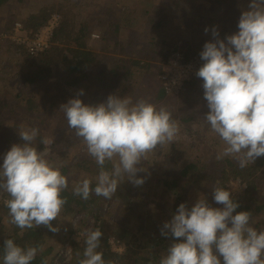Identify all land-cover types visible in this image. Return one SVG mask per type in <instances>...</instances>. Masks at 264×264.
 I'll list each match as a JSON object with an SVG mask.
<instances>
[{
    "label": "clouds",
    "instance_id": "1",
    "mask_svg": "<svg viewBox=\"0 0 264 264\" xmlns=\"http://www.w3.org/2000/svg\"><path fill=\"white\" fill-rule=\"evenodd\" d=\"M237 27V32L224 39L212 28L214 39L203 45L199 53L203 63L195 75L203 81L208 109L203 118L225 145L217 158L233 157L244 168L264 156V0H249ZM81 95L83 90L60 109L100 171L94 188L92 180L84 178L74 186L73 194L87 200L94 192L111 199L124 177L141 186L145 178L137 173L146 171L138 167L142 157L177 136L179 127L171 112L144 99L133 102L116 94L104 102L86 104ZM18 134L21 143L13 144L0 163V190L10 197L6 201L10 222L20 229L44 225L56 233L59 226L53 227L52 221L66 204L61 193L68 179L46 159V151L33 145L39 129ZM116 157L107 170L105 162ZM212 199L222 207H214L204 196L191 206L180 203L163 223L160 234L171 242L159 264H264V229L252 226L251 212L236 211L239 202L224 187H215ZM102 235L99 228L86 230L80 264H105L97 251ZM38 250L42 248H24L6 239L3 264H31Z\"/></svg>",
    "mask_w": 264,
    "mask_h": 264
},
{
    "label": "rangeland",
    "instance_id": "2",
    "mask_svg": "<svg viewBox=\"0 0 264 264\" xmlns=\"http://www.w3.org/2000/svg\"><path fill=\"white\" fill-rule=\"evenodd\" d=\"M177 1L4 0L0 5V100L7 98L13 104L16 91L18 89L23 91L27 90L22 80L19 79L18 74L21 70L18 63L20 60L19 50L23 49L18 48L20 44H16L13 39L14 25L9 28H4L6 22L14 16L17 19L15 23L19 22L23 26L22 22L27 16L37 12L42 5L49 3L58 4L68 2L71 4L70 7L74 11V14H76V24L80 22L82 17H94V23L90 27V33L87 39V47L97 52L103 51L101 46L102 33H105L108 29L107 20L109 18L113 20L112 16L114 12H118L120 19L129 21V24H123L122 21L123 25L114 39L124 42L131 41V45L126 46V51L129 53V56L137 58L141 63H155V65L162 68L155 78L151 72L142 75L145 71L144 68H136L134 76L137 80L131 83L121 81L115 87V90L118 92L115 94L122 98H131L133 102L144 99L156 105L157 108L165 107L171 112L172 118L178 124L179 131L177 136L171 143L157 145L152 152L142 157V161L144 162H141L142 164L138 165V167L146 171L137 173L138 177L145 178V182L141 186H134L131 183L132 189L128 190V187H125L130 192V195L125 197L122 183V186L117 189L111 199L101 197L98 204L100 208L96 207V212L105 213L108 217L109 215L115 216L116 214L117 216L115 217L117 220L124 219L132 227L136 238L141 244L140 246H142L140 253H153L157 256L154 264H159L161 257L166 255L168 246L164 248L158 244V239L162 237L160 229L165 221L171 219L172 213L176 210V208L174 209L176 204L174 203L172 192L169 188L170 185L167 184L168 180L178 177L182 166L190 161L196 159L205 164L210 158L216 159L225 147L224 142L218 135L211 131L210 126L203 118L208 111L206 101L203 98V89L196 90L191 95L193 101L190 102L186 98L184 103L179 106L177 104L179 102L177 97L186 90L185 84L179 92L165 93L161 88L160 74L164 70L168 55L173 50L180 49L187 56H199L205 42L214 39L211 34L214 26L218 29L220 39H224L225 36L231 35L234 32H230L229 28L224 26V24L227 25L228 20L223 18V14L221 12H214V5L218 0H205L201 3L194 2V8L185 5L181 8ZM134 4L137 5V9L131 8V5ZM248 4L249 1H241L239 7L245 11L247 10ZM126 5H130V10L124 8ZM143 8L150 10V17L162 19L160 27H154L151 23L145 24L143 19H139L140 12L137 11ZM113 9L114 12H112ZM206 27L209 29L207 33L205 32ZM25 29L30 34L37 31H34L32 28ZM92 34H97L98 37L92 36ZM109 43L107 50L103 51L104 54L112 56L119 55L117 53L118 45L114 46L112 42ZM165 54L166 58L164 61L162 55ZM106 61L107 58H101L97 65H93L91 68V77L84 79L78 87L79 91L83 90V95L79 98L86 104L95 105L104 102L108 95L116 92L112 91L106 93V96H101V87L99 86L98 80L95 79L98 69L101 68L100 65ZM62 77L63 74L60 73L51 77L50 81L46 84L33 85L30 88L34 92L35 101L39 105L37 108L39 111L37 113L38 117H41L44 123L39 125L38 121L34 118V114L30 119H32L34 124L36 123L35 128L39 129V135L34 142L36 143L37 140L42 138L47 144L46 148L41 150L46 151V159L55 167L59 168L61 173V166L65 165L69 167L65 175L68 179V187L71 188L82 179L87 178V176L93 177L92 179L94 180L96 178L93 175L78 170L81 169L80 167L73 166L81 161L80 158L82 156H84L85 160L91 158L83 139L77 137L73 129H66L68 127V121L60 124L59 128V119L63 115V110L60 109V105L66 103L70 98L76 97L70 95L77 88L66 87ZM59 88H62V90H58ZM64 89H69V91H65ZM159 90L164 95L162 98H156ZM97 96L100 99L97 100ZM16 109L18 111L15 117L21 122L15 130L10 128L0 137V163L3 162L4 155L13 144L21 143L18 133L33 127L27 122V116L24 118L21 117L24 109L19 106ZM181 115H192L193 118L186 124L179 120L178 117ZM4 138H7L6 146L2 144ZM117 160L118 157L110 162L113 165ZM263 167L264 160H262ZM182 184L179 186V189H182ZM243 184L238 178H231L226 183V186L232 193H240L245 189L242 186ZM261 184L262 191H264V171L262 172ZM209 189L205 185V182H195L190 179L187 181L186 186L184 185L182 194L185 195L184 200H187L188 205L191 206L195 198H203L206 196L208 199ZM120 200L121 202L128 203L126 207L128 210H123L124 217H122V213L118 214L119 211H117V204ZM137 215H140V217ZM94 218V213L81 212L76 208L65 212L63 208L57 220L52 221L53 227L59 226L58 232L53 233L44 225L38 226L43 227L45 244L53 247V252L48 256L46 264H66L70 256V250L68 248L69 240H80L86 230H95L97 221ZM2 222L6 225L7 233H11L12 223L10 219L4 217ZM251 223L258 230L264 229V210L255 215H251ZM153 237H157L156 240L148 241ZM110 239L123 244L122 241L109 237L108 243L111 250L115 249L116 246L110 242ZM165 243L169 245L170 241H165Z\"/></svg>",
    "mask_w": 264,
    "mask_h": 264
},
{
    "label": "trees",
    "instance_id": "3",
    "mask_svg": "<svg viewBox=\"0 0 264 264\" xmlns=\"http://www.w3.org/2000/svg\"><path fill=\"white\" fill-rule=\"evenodd\" d=\"M3 1L4 0H0V5L3 3ZM204 1L205 0H178L177 2L181 8L184 7L183 5L194 8V2L201 3ZM241 1L247 2L249 0H218L214 5V12H221L223 14V18L228 20L227 25L224 24V26L228 27L230 32L235 33L238 31V20L241 12L243 11V9H240L239 7ZM70 6L71 4L68 2L45 4L42 5L37 12L27 16L22 22L25 28H32L35 31L46 23L52 13L57 11L60 12L59 24L57 27H55L50 43L44 51H41L37 55H30L24 49V46H18V48L23 49L19 50L20 60L18 63L21 69L18 72L19 79L22 80L24 87L27 90L23 91L18 89V91L15 93V101L13 104L10 102L11 100H7V98L0 100V137L10 128L15 130L19 126L21 121L15 117L18 111L16 108H18V106L24 109L21 117L24 118L27 116V122L31 126L36 127V123L34 124L32 119H30L33 114L35 115L34 118L38 121L39 125L44 123L42 118L38 117L37 113H39V111L37 108L39 105L35 101L34 92L30 88L33 85H42V83L46 84L48 81H50L51 77H54L55 75L60 73L63 74L62 79H64L63 83L66 87H77L73 94L70 95L77 96V93L79 92L78 87L81 82L84 79H89L91 77L92 66L97 65L101 58H107V61L100 65L101 68L98 69L95 77V79L99 82V86L101 87V96H106V93L112 91H116L113 92L114 94L118 93L117 90H115V87H117L121 81L128 83L135 82L137 80L134 76L136 68H144L145 71L142 75H146L147 73L151 72L154 78L161 71L162 68L155 65V63H141L137 58L129 56V53L126 51V46L131 45V41L124 42L114 39L115 35L119 33L121 26L125 23L126 25L129 24V21H123V19H120L119 13L116 11L114 12V9L112 11L114 12V15L112 16L113 20L110 18L107 20L108 29L105 31V33H102L101 46L102 50L106 51L107 45L110 44L109 42H112L114 46L118 45L117 53H119V55L112 56L109 54H104L103 51L97 52L95 50L89 49L87 47V39L90 33V27L92 26V23H94V17H82L80 22L76 24V14H74V11ZM129 6L126 5L124 8L127 10L130 8ZM131 8L137 9V5H131ZM231 10H233L232 13ZM137 12H140V16L138 17L139 19H143L145 24L151 23L154 25V27H160L162 19H154L153 17H150V10L147 8H143ZM15 21H17L16 17H11L6 22L4 28L11 27L14 25ZM162 56V59L165 61L166 54ZM202 83V79L198 77L186 82V90H184L182 94L177 97L179 101L177 104H179V106L182 105L186 98H188L190 102L193 101L191 95L195 93L196 90L199 91L202 89ZM58 90H62V88H59ZM66 90L69 91V89ZM163 96L164 95L162 94V91L159 90L156 98H162ZM96 99L98 100L100 97L97 96ZM178 118L181 122L187 124L191 118H193V116L181 115ZM66 121L67 119L63 112V115L59 119V128L60 124ZM69 128V126L66 127V129ZM6 139L7 138H4V141L2 142L3 146H6ZM33 145L37 147L38 151H41L46 148L47 144L45 143V140H42L41 138L37 140L36 143L33 142ZM80 159L81 161L74 164L73 166L80 167L81 169L78 170H81V172L84 171L86 174L93 175L96 178L100 168L96 164L95 160L92 157L88 160H85L84 156H82ZM262 160H264V156L258 157L253 163H249V165L244 168H241L238 161L233 157H224L222 159L210 158L205 164L196 159L186 163L180 169L179 176L168 180L167 183L170 185L169 188L172 192L174 203L176 204L174 209L177 208L180 203L187 202V200H184L185 195H183L182 192L184 185L186 186L187 181L190 179L194 180L195 182H205V185L208 186V189L210 188L208 198L209 203H211L214 207H222L221 205L215 204L213 201L212 190L217 186L228 189L226 183L229 181V179L238 178L242 183H244L245 189L240 193H233V199L238 200L240 205L236 211H249L251 212V215L261 212L264 210V191H262L261 184L262 172L264 171V167L262 168ZM141 162L144 161L141 160ZM112 166L113 165L110 161L105 162L104 167L107 170L110 171ZM60 168L62 170V174L65 175L67 168L69 167L63 165ZM87 178L92 180V187L94 188L96 185V179L94 180L92 179L93 177L90 176H87ZM181 183H183L182 189H179ZM121 184L124 186L123 188L125 191V197L130 195V192L127 191L126 188L128 187V190L132 189V184L127 181V177H124V180L121 182ZM73 188L74 186L71 188L67 187V189L61 193L62 197L66 200V204L63 208L65 209V212L76 208L81 212L85 211L94 213V219L97 221L95 228H99L103 233L100 246L97 251L103 254L105 264L155 263L154 260L157 258L156 255L153 253H140L142 246H140L141 244L136 238V234L133 232L132 227H130L124 219L117 220L115 217L117 216L116 214L115 216L109 215L108 217L105 215V213L99 211L96 212V207L100 208L98 204L102 196H97L93 192L90 197L85 200L80 196L74 195ZM9 198V195L6 192L0 190V264H3V242L6 239H12L17 245L24 248L29 246H34L38 249L42 248V251L38 250L36 257L31 262V264H46L48 256L53 252V247L49 244H45L46 242L43 233V227L20 229L14 224H11V233H7L6 225L2 222V220L4 217L10 219L9 209L6 207V201ZM119 202L117 204V211H119L118 214L122 213V217H124L123 210H128V208H126L128 203L121 202V200ZM137 216L140 217V215ZM109 237L123 242L125 249L122 253L114 252L110 249L108 243ZM85 238V234H83L80 240H69L68 248L70 250V256L66 264H80V261L84 258L83 252L86 247ZM153 238L149 239L148 241H154L157 237ZM165 241L171 242V238L162 236L158 239V244L166 248L168 245H166Z\"/></svg>",
    "mask_w": 264,
    "mask_h": 264
},
{
    "label": "built area",
    "instance_id": "4",
    "mask_svg": "<svg viewBox=\"0 0 264 264\" xmlns=\"http://www.w3.org/2000/svg\"><path fill=\"white\" fill-rule=\"evenodd\" d=\"M60 21L59 13H52L46 23L37 31L30 34L19 22L14 23L13 31L16 44L24 46L30 55H37L44 51L51 40L55 27ZM92 36L98 37L97 34ZM202 65V61L197 55L187 56L182 50H173L167 57L163 72L160 74L161 88L165 93L179 92L184 84L194 78L198 68ZM245 187V185H242ZM110 242L116 246L112 249L116 252H122L124 245L110 239Z\"/></svg>",
    "mask_w": 264,
    "mask_h": 264
}]
</instances>
